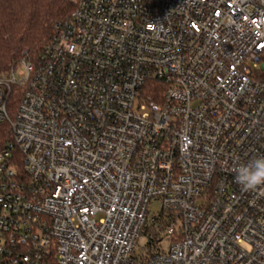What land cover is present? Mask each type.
Segmentation results:
<instances>
[{
    "label": "built area",
    "instance_id": "obj_1",
    "mask_svg": "<svg viewBox=\"0 0 264 264\" xmlns=\"http://www.w3.org/2000/svg\"><path fill=\"white\" fill-rule=\"evenodd\" d=\"M72 1L0 73V264H264V0Z\"/></svg>",
    "mask_w": 264,
    "mask_h": 264
},
{
    "label": "trees",
    "instance_id": "obj_2",
    "mask_svg": "<svg viewBox=\"0 0 264 264\" xmlns=\"http://www.w3.org/2000/svg\"><path fill=\"white\" fill-rule=\"evenodd\" d=\"M74 9L72 0H0V73L7 72L25 51L40 49L58 21ZM15 104L9 102V114ZM11 139L9 123H0V147Z\"/></svg>",
    "mask_w": 264,
    "mask_h": 264
},
{
    "label": "clouds",
    "instance_id": "obj_3",
    "mask_svg": "<svg viewBox=\"0 0 264 264\" xmlns=\"http://www.w3.org/2000/svg\"><path fill=\"white\" fill-rule=\"evenodd\" d=\"M235 180L244 191L264 186V156L250 160L234 169Z\"/></svg>",
    "mask_w": 264,
    "mask_h": 264
},
{
    "label": "rangeland",
    "instance_id": "obj_4",
    "mask_svg": "<svg viewBox=\"0 0 264 264\" xmlns=\"http://www.w3.org/2000/svg\"><path fill=\"white\" fill-rule=\"evenodd\" d=\"M39 50H40V49L31 51V52H32V53H31V56L34 57V56L39 52ZM18 65H19V61H18L16 64H14L12 67H17ZM12 67H11V68H12ZM11 68H10V69H11ZM10 69H9V70H10ZM9 70H8V71H9ZM8 71H7V72H8ZM7 72H4V73H7ZM158 209H159V206H157V205H155V206L153 207V210H154V211H158Z\"/></svg>",
    "mask_w": 264,
    "mask_h": 264
}]
</instances>
